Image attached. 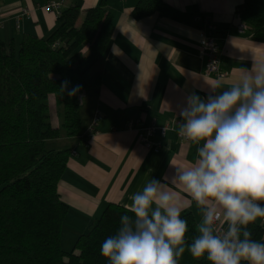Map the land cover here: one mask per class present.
Listing matches in <instances>:
<instances>
[{"label": "crops", "instance_id": "0c3cea01", "mask_svg": "<svg viewBox=\"0 0 264 264\" xmlns=\"http://www.w3.org/2000/svg\"><path fill=\"white\" fill-rule=\"evenodd\" d=\"M52 0H0V41L18 45L25 33L49 36L57 26ZM62 8L79 3L82 22L86 10L99 0H61ZM170 14L157 12L137 18L138 0H108L114 31L106 49V65L99 87L91 134L73 145V154L59 182L61 198L69 204L63 223L62 244L72 247L109 202L131 203L130 195L151 178L164 180L175 165H188L197 146L178 134L179 107L196 93L202 98L218 84L235 83L255 61L264 63V42L253 39L239 11L244 0H166ZM27 9V12L24 11ZM215 26L222 44L224 77L206 74L200 51L201 32ZM155 126L147 147L142 131ZM156 142H159L157 146ZM184 211L201 216L182 185H169ZM182 212V213H183ZM264 225V220H257ZM226 227V225H225Z\"/></svg>", "mask_w": 264, "mask_h": 264}, {"label": "trees", "instance_id": "16d2710c", "mask_svg": "<svg viewBox=\"0 0 264 264\" xmlns=\"http://www.w3.org/2000/svg\"><path fill=\"white\" fill-rule=\"evenodd\" d=\"M107 6L108 0H99L79 24L81 5H69L49 36L25 33L9 47L0 41V264H108L100 248L126 214L123 204L109 202L66 249L62 233L69 204L59 192L73 145L89 137L94 125L114 31ZM132 11L141 18L170 14L174 7L166 0H138ZM239 16L252 38L264 42V0H244ZM50 93L62 105L61 125L50 120ZM181 217L188 221L190 242L198 221L192 211ZM249 228L253 239L264 242L262 223ZM179 264L211 262L186 250Z\"/></svg>", "mask_w": 264, "mask_h": 264}, {"label": "clouds", "instance_id": "9594fccd", "mask_svg": "<svg viewBox=\"0 0 264 264\" xmlns=\"http://www.w3.org/2000/svg\"><path fill=\"white\" fill-rule=\"evenodd\" d=\"M210 86L206 97L193 93L179 107L178 134L197 146L195 159L170 161L173 175L129 196L119 227L101 244L108 264H179L186 250L211 264H264V242L249 228L264 220V63L226 89ZM177 182L201 216L190 242L186 205L169 189Z\"/></svg>", "mask_w": 264, "mask_h": 264}, {"label": "built area", "instance_id": "2783aa9c", "mask_svg": "<svg viewBox=\"0 0 264 264\" xmlns=\"http://www.w3.org/2000/svg\"><path fill=\"white\" fill-rule=\"evenodd\" d=\"M48 9L52 10H60L62 9V1L61 0H52L46 4ZM27 12V9H24ZM239 28L243 29V22L239 23ZM200 51L202 55L206 59V74L216 76L218 78L224 77L228 74V71L223 69L222 67V55L223 48L221 42L218 40V37L215 32V26L211 24L208 28L201 32V46ZM99 115L96 113L95 120L93 123L97 122ZM93 128V127H92ZM155 130V126L146 127L142 133L141 137L143 142L147 147H152L155 142L149 138V135L153 133ZM157 146H159V142H156ZM225 227V225L223 226Z\"/></svg>", "mask_w": 264, "mask_h": 264}, {"label": "rangeland", "instance_id": "374dc122", "mask_svg": "<svg viewBox=\"0 0 264 264\" xmlns=\"http://www.w3.org/2000/svg\"><path fill=\"white\" fill-rule=\"evenodd\" d=\"M78 23L80 24L81 21L78 20ZM49 102V115H50V120L53 122L55 125H61L63 116H62V105L57 103L56 100V94L55 93H50L48 98ZM64 248L70 249L69 245L67 243H64Z\"/></svg>", "mask_w": 264, "mask_h": 264}]
</instances>
